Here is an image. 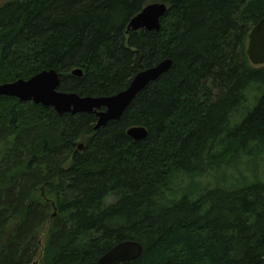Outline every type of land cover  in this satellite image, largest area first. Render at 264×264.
Returning a JSON list of instances; mask_svg holds the SVG:
<instances>
[{"label":"trees","instance_id":"trees-1","mask_svg":"<svg viewBox=\"0 0 264 264\" xmlns=\"http://www.w3.org/2000/svg\"><path fill=\"white\" fill-rule=\"evenodd\" d=\"M152 3L160 30L127 32ZM263 17L264 0H0V84L55 70L62 92L112 96L171 60L99 130L0 96V264H97L124 241L142 253L121 264H263L264 65L246 54ZM242 168L255 179L222 174Z\"/></svg>","mask_w":264,"mask_h":264},{"label":"water","instance_id":"water-1","mask_svg":"<svg viewBox=\"0 0 264 264\" xmlns=\"http://www.w3.org/2000/svg\"><path fill=\"white\" fill-rule=\"evenodd\" d=\"M166 11V5L162 3L146 5L131 18L127 25V32L159 31L161 18ZM246 54L252 65H264V17L252 27L249 33ZM170 66L171 60L166 59L154 67L140 71L133 77L126 89L112 96L82 97L76 93L62 92L58 90L60 75L55 70L42 71L28 80L19 79L15 82L0 84V96L49 107L58 114H95L94 130H99L108 122L120 119L136 96L146 86L166 73ZM71 73L77 77H81L83 74L79 68L72 70ZM126 134L134 141H141L146 137L147 132L143 127L133 126L126 131ZM78 149H82V144L78 145ZM141 253L142 246L139 242L124 241L104 253L98 259L97 264H121L137 259Z\"/></svg>","mask_w":264,"mask_h":264},{"label":"rangeland","instance_id":"rangeland-1","mask_svg":"<svg viewBox=\"0 0 264 264\" xmlns=\"http://www.w3.org/2000/svg\"><path fill=\"white\" fill-rule=\"evenodd\" d=\"M216 94H217V90H215ZM225 174H228V178L230 180V182H236L237 180H239L240 178L242 179V176H244L245 178L248 177V180H254L255 177L258 175V178H260L261 180H264V163L262 162L260 164V169L256 172V176L253 175L250 170H245V169H241V173L235 172L234 169H229L228 171L224 170L222 171ZM221 174V175H222ZM221 175H209V176H205V177H196L194 178V181L189 180L188 178L185 179L184 184L187 185L188 183H194V184H198L200 185V183L203 184H207V183H211L213 184L214 182H216L218 179H221L220 177H222ZM236 179V180H235ZM179 181V180H178ZM176 181V182H178ZM182 180L179 181V183H181ZM175 183V182H174ZM176 184V183H175ZM185 185H183V183H181L179 188H183ZM174 187V185H173ZM176 189V188H175ZM169 195V193L167 194ZM168 198H172V197H168ZM43 242V236L40 238V243ZM42 244V243H41ZM34 263L36 264H41L40 261H35ZM33 264V263H30Z\"/></svg>","mask_w":264,"mask_h":264},{"label":"bare ground","instance_id":"bare-ground-1","mask_svg":"<svg viewBox=\"0 0 264 264\" xmlns=\"http://www.w3.org/2000/svg\"><path fill=\"white\" fill-rule=\"evenodd\" d=\"M18 100V99H17ZM94 132V131H93ZM218 167V166H217ZM208 189V188H207Z\"/></svg>","mask_w":264,"mask_h":264}]
</instances>
